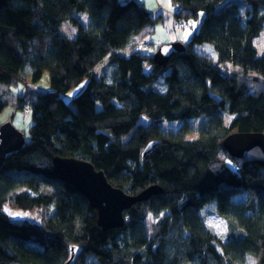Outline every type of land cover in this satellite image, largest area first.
<instances>
[{"label":"trees","instance_id":"trees-1","mask_svg":"<svg viewBox=\"0 0 264 264\" xmlns=\"http://www.w3.org/2000/svg\"><path fill=\"white\" fill-rule=\"evenodd\" d=\"M174 2L180 25L202 19L185 53L165 65L138 44L119 51L163 20L139 0H8L1 9L0 83L48 72L50 88L20 97L33 123L0 170V264H66L72 246L83 248L75 264H264V152L239 158L224 145L234 132H264V51L255 44L264 0ZM66 20L74 37L60 33ZM204 42L218 57L195 49ZM105 57L111 81L95 71ZM5 106L0 94V113ZM142 116L153 123L135 130ZM55 156L92 162L129 194L154 184L163 192L104 230L88 198L52 174ZM210 203L227 220L226 238L205 222ZM7 205L44 215L18 219ZM150 216L158 220L148 224Z\"/></svg>","mask_w":264,"mask_h":264},{"label":"water","instance_id":"water-1","mask_svg":"<svg viewBox=\"0 0 264 264\" xmlns=\"http://www.w3.org/2000/svg\"><path fill=\"white\" fill-rule=\"evenodd\" d=\"M8 3V0H0V11ZM187 49L181 40L170 41L160 45L154 54V60L160 65L167 64L176 54H183ZM153 120L142 116L136 125L149 128ZM26 143L25 133L9 122L0 127V170L7 154L24 147ZM159 143L152 140L145 147L146 155ZM224 145L234 157L243 158L252 149L259 147L264 152V132H234L224 140ZM52 174L76 187L85 195L90 205L97 210L98 224L104 230L119 228L125 224V212L138 202L148 200L153 195L163 192L160 185H151L137 194H129L123 188L113 185L103 170L85 159L77 157H54ZM83 251L81 246H72L71 258L66 264H75L78 256Z\"/></svg>","mask_w":264,"mask_h":264},{"label":"rangeland","instance_id":"rangeland-1","mask_svg":"<svg viewBox=\"0 0 264 264\" xmlns=\"http://www.w3.org/2000/svg\"><path fill=\"white\" fill-rule=\"evenodd\" d=\"M168 6H173L176 8V4L174 0H171L167 4ZM81 21L85 23V25L88 24L89 17L87 12H79L76 13ZM202 14L201 16L196 18H190L185 19L184 23L185 25H179V21L176 19V31L181 36V39L184 41V43H187L190 41L193 33L198 30L199 25L201 23ZM164 20V17H163ZM162 20V21H163ZM153 34L151 35L150 32ZM60 33L74 37L78 33V28L76 25H74L70 20L64 21L60 26ZM170 42V36H169V30L165 24H162L161 21L154 23H149L141 33L135 35V37L132 39L128 47L121 49L119 51L121 52H127L132 44L140 45V47L147 49L149 52H156L160 45ZM258 49L262 52L264 51V30L262 34L256 39L255 42ZM195 49L202 53H207L208 55L216 56L217 52L214 49L213 45L207 42L204 43H198L195 44ZM213 52V53H212ZM216 59V58H215ZM109 58L105 57V59L95 68L96 74L98 76L105 74L106 78L111 81L112 80V74H113V68L110 66ZM26 78L22 80L18 84H6V83H0V94L1 97L6 102V106L4 107L3 111L0 113V126L5 125L9 122L13 123V125L17 128H19L21 131H23L26 135L29 134V128L33 123L32 115L31 113L27 112L25 110L26 105L23 107L21 104L20 97L25 95V100H30L32 97L39 93V92H46L50 88V76L49 73H45L43 78L39 82H33L30 78V74L28 71L27 73H24ZM84 87V83L80 86L79 89H82ZM157 87L160 89H164V85L162 81H159L157 84ZM78 89V90H79ZM182 122H169L164 123V128L167 129L170 126L172 128L178 129L181 126ZM199 122L195 123V126H198ZM198 136V131L191 132L188 134V137L195 138ZM21 190V189H17ZM6 211L9 212L13 217L18 219H24L27 218L31 221H40L43 217L42 211L34 212V213H28L24 212L22 210H18L15 208H12L10 206H6ZM202 215L205 218L206 224L212 228L219 236H225L227 237L228 232V223L227 220L220 215H218L215 212L214 203L207 204L206 207H204L201 210ZM151 220L149 219L148 224L152 223V220H158V218H154L150 216ZM17 220V219H16ZM247 264H255L254 259L250 258L247 262Z\"/></svg>","mask_w":264,"mask_h":264},{"label":"crops","instance_id":"crops-1","mask_svg":"<svg viewBox=\"0 0 264 264\" xmlns=\"http://www.w3.org/2000/svg\"><path fill=\"white\" fill-rule=\"evenodd\" d=\"M139 1L144 3L147 6V8L152 12L153 15L157 16L158 14H162L164 16V20L161 21V23L167 26L169 30L170 41H175V40L183 41L181 39L182 35H179L176 31V18L174 16L176 8L171 5V0H139ZM168 2H170L171 6L167 5Z\"/></svg>","mask_w":264,"mask_h":264},{"label":"built area","instance_id":"built-area-1","mask_svg":"<svg viewBox=\"0 0 264 264\" xmlns=\"http://www.w3.org/2000/svg\"><path fill=\"white\" fill-rule=\"evenodd\" d=\"M30 109H31V106H30V104H27V105H26V107H25V110H26L27 112H29V111H30Z\"/></svg>","mask_w":264,"mask_h":264}]
</instances>
